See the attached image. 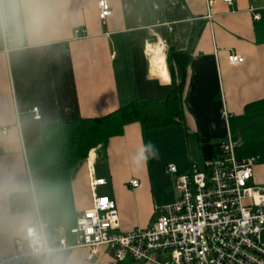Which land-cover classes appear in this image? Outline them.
Segmentation results:
<instances>
[{"label": "crops", "instance_id": "0c3cea01", "mask_svg": "<svg viewBox=\"0 0 264 264\" xmlns=\"http://www.w3.org/2000/svg\"><path fill=\"white\" fill-rule=\"evenodd\" d=\"M99 1L0 0V264H115L107 249L18 258L15 241L40 220L50 244L63 235L73 247L71 230L95 198L115 204L120 232L149 228L157 209L176 201V177L203 171L228 135L238 160L254 159L253 184L264 189V0H106L105 21ZM156 47L164 53L151 50L153 57ZM169 50L189 54L184 126L143 132L131 124L106 149L92 150L70 181H34L57 164L46 128L136 100L165 101ZM230 55L244 62L231 64ZM149 142L159 158L137 166L132 158ZM98 179L105 185L93 186Z\"/></svg>", "mask_w": 264, "mask_h": 264}, {"label": "built area", "instance_id": "2783aa9c", "mask_svg": "<svg viewBox=\"0 0 264 264\" xmlns=\"http://www.w3.org/2000/svg\"><path fill=\"white\" fill-rule=\"evenodd\" d=\"M228 4L235 0H224ZM100 19L111 15L106 0L99 1ZM253 19L261 14L254 9ZM78 33V31H77ZM231 64H241L244 58L230 55ZM38 109H33L36 119ZM222 116L228 119L227 111ZM238 142L231 135L219 146V155L204 163V170L194 167L176 177L178 197L174 203L157 209L151 227L130 233L119 231V214L114 203L95 198L93 207L77 220L71 234L73 247L62 235L50 244L46 239L47 223L37 220L26 228L25 236L15 241L18 258L50 255L75 248H86L91 256L100 249L111 253L115 264L127 259L133 264H264V189L253 184L254 159L238 160ZM177 167L168 166L176 176ZM98 179L93 186H103ZM134 188L139 186L132 181ZM156 255H164L158 263ZM3 261L0 260V263Z\"/></svg>", "mask_w": 264, "mask_h": 264}, {"label": "trees", "instance_id": "16d2710c", "mask_svg": "<svg viewBox=\"0 0 264 264\" xmlns=\"http://www.w3.org/2000/svg\"><path fill=\"white\" fill-rule=\"evenodd\" d=\"M166 62L172 86L165 101L136 100L101 118H79L46 128L43 131L44 145L55 149L57 164L35 174L34 181L40 185L70 181L92 150L106 149L109 141L121 136L131 124H139L143 132L184 126L189 54L169 50L166 52Z\"/></svg>", "mask_w": 264, "mask_h": 264}, {"label": "clouds", "instance_id": "9594fccd", "mask_svg": "<svg viewBox=\"0 0 264 264\" xmlns=\"http://www.w3.org/2000/svg\"><path fill=\"white\" fill-rule=\"evenodd\" d=\"M159 152L154 144L149 142L146 145H142L133 156V163L137 166L144 165L149 159H158Z\"/></svg>", "mask_w": 264, "mask_h": 264}, {"label": "bare ground", "instance_id": "6f19581e", "mask_svg": "<svg viewBox=\"0 0 264 264\" xmlns=\"http://www.w3.org/2000/svg\"><path fill=\"white\" fill-rule=\"evenodd\" d=\"M151 50H152V51L154 50L153 53H156L157 51H161L162 54L164 53L161 47H156V48H153V49L151 48V49H149V54H150L151 56H153V57H154V55L150 52Z\"/></svg>", "mask_w": 264, "mask_h": 264}]
</instances>
